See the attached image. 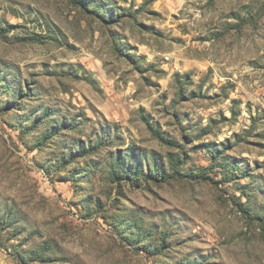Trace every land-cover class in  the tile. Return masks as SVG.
I'll return each mask as SVG.
<instances>
[{
    "label": "rangeland",
    "instance_id": "obj_1",
    "mask_svg": "<svg viewBox=\"0 0 264 264\" xmlns=\"http://www.w3.org/2000/svg\"><path fill=\"white\" fill-rule=\"evenodd\" d=\"M0 264H264V0H0Z\"/></svg>",
    "mask_w": 264,
    "mask_h": 264
}]
</instances>
